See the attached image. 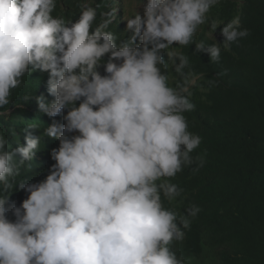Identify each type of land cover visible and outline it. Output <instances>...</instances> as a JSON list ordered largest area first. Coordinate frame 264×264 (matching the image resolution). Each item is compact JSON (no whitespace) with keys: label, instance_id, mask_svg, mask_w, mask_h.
Wrapping results in <instances>:
<instances>
[{"label":"clouds","instance_id":"obj_1","mask_svg":"<svg viewBox=\"0 0 264 264\" xmlns=\"http://www.w3.org/2000/svg\"><path fill=\"white\" fill-rule=\"evenodd\" d=\"M109 1L97 23L99 5L89 0L75 22L53 15L57 0H0V109L10 112L13 90L34 71L47 73L52 97H34L52 118L39 136L29 124L24 143L11 147L0 132V264H191L178 241L201 209L192 204L180 215L164 201L183 191L172 178L198 175L191 153L201 137L184 116L194 104L164 70L183 75L188 57L170 49L192 45L220 0H135L137 11ZM115 21L126 39L110 30ZM212 22L214 43H195V51L218 62L222 48L250 33L239 16ZM45 137L59 142L55 163L39 182L18 179ZM14 188L27 193L18 206L9 199Z\"/></svg>","mask_w":264,"mask_h":264},{"label":"trees","instance_id":"obj_2","mask_svg":"<svg viewBox=\"0 0 264 264\" xmlns=\"http://www.w3.org/2000/svg\"><path fill=\"white\" fill-rule=\"evenodd\" d=\"M57 0L53 15L63 16L73 22L79 19L82 1ZM100 13L111 9L109 0H89ZM120 13L122 11L120 10ZM208 23L201 25L189 46L173 45L172 49L188 57L189 65L183 75L172 65L165 68L169 85L187 95L194 109L184 116L190 132L201 137V144L191 155L193 168L198 175H177L171 179L183 191L175 200L164 201L167 207L180 215L192 204L201 211L189 217L190 228L185 230L181 257L191 264H264V0H220ZM239 16L241 28L249 35L229 50L221 51L218 62H212L207 52H196L195 43H214L207 37L211 33L212 20L227 23ZM121 14L117 20H120ZM218 26L213 33L221 32ZM119 39L128 34L113 22L110 26ZM223 37L217 43H221ZM107 57H105L106 59ZM227 69V74H223ZM103 74V68H100ZM47 73L34 71L24 77L22 86L14 89L9 111L0 109V132L9 140L11 147L24 143L22 129L29 124L39 136L52 118L39 113L35 96L52 97L46 91ZM185 89V91H183ZM33 93V99L24 101ZM15 98V99H14ZM15 105H20L16 107ZM209 119L214 127H203ZM63 123L61 117H55ZM44 147L37 151L31 170L21 168L26 183L43 180L50 166L52 148L59 146L55 139L45 137ZM43 146V145H42ZM199 158L204 164L199 166ZM27 193L14 188L10 201L18 206ZM10 219L14 217L9 214Z\"/></svg>","mask_w":264,"mask_h":264},{"label":"rangeland","instance_id":"obj_3","mask_svg":"<svg viewBox=\"0 0 264 264\" xmlns=\"http://www.w3.org/2000/svg\"><path fill=\"white\" fill-rule=\"evenodd\" d=\"M123 1H124V3H125L126 6H128L130 9H132V11L139 10L140 7H141V5H142L141 1H139V2H136L135 0H123ZM210 36L212 37L211 34H210ZM214 38H216V37H214Z\"/></svg>","mask_w":264,"mask_h":264}]
</instances>
